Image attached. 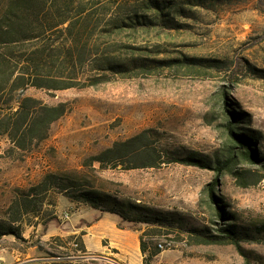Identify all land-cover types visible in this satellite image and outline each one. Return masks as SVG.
<instances>
[{
	"label": "rangeland",
	"instance_id": "1",
	"mask_svg": "<svg viewBox=\"0 0 264 264\" xmlns=\"http://www.w3.org/2000/svg\"><path fill=\"white\" fill-rule=\"evenodd\" d=\"M122 1L88 6H94L95 13L82 37L86 58L168 63L150 69L138 65L124 75L99 74L96 79L102 83L97 86L57 91L32 87L25 92L48 105L66 103L69 111L52 125L48 139L28 151H15L11 141L0 136V224L18 227L21 233L20 238L0 237V264L122 263L114 251L91 253L95 258L89 259L73 246L80 241L75 227L96 217L90 204L67 197L82 193L93 194L102 213L113 207L104 201L110 197L121 204L175 212L184 228L206 226L213 231L229 223L239 235V246L196 245L177 225L171 234L163 229L152 239L146 237L148 243L165 245L152 264H264V179L255 183L264 178L262 166L241 164L243 178L228 174L220 181L230 216L214 225L201 200L215 173L170 159L197 152L213 160L221 152L225 97L245 114L247 128L256 133V149L264 157V0H226L209 10L195 8L193 17L176 16L181 24L177 28L158 25L106 32ZM102 11L108 12L106 16ZM50 42L68 46L61 34L50 37ZM35 46L27 42L19 51ZM185 59L208 62L193 65ZM84 65L78 79L87 84L97 71ZM142 133L144 142L161 157L158 166L129 169L130 164L122 161L105 165L94 161L115 143ZM48 175L56 176L59 186L37 197L40 206L26 213L18 195ZM61 187L70 188L63 193ZM122 222L141 234L153 230L145 223Z\"/></svg>",
	"mask_w": 264,
	"mask_h": 264
},
{
	"label": "trees",
	"instance_id": "2",
	"mask_svg": "<svg viewBox=\"0 0 264 264\" xmlns=\"http://www.w3.org/2000/svg\"><path fill=\"white\" fill-rule=\"evenodd\" d=\"M104 0H0V136L7 137L15 151H28L33 146L48 139L52 125L64 117L69 109L66 103L57 105L45 104L42 100L25 95L34 87L46 90H64L75 87L97 86L102 83L97 76L107 72L124 75L136 66L153 68L156 64L168 61L131 60L124 63L113 56L99 55L86 58L87 44L82 42L84 31L95 11L90 4ZM226 0H125L116 5L114 14L108 24L111 30L106 32H121L130 30L150 29L155 26L181 27L176 22V16L193 17L195 8L211 9L216 3ZM108 12L102 11L106 16ZM99 24V23H98ZM98 26V25H97ZM105 32V31H104ZM61 34L66 37L68 46L50 42V37ZM33 41L36 46L20 52V45ZM130 49L135 50L133 46ZM193 65L203 64L200 59H185ZM211 62V61H210ZM96 70L94 77H88L90 83L78 79V71L86 64ZM215 62L214 64H217ZM224 142L222 150L212 160L197 152L186 156H172V162L208 169L215 173L212 183L204 189L207 212L212 217V223L219 225L227 222L229 214L225 210L219 188L220 181L228 174L241 179L244 176L238 166L251 164L262 166L264 157L256 149V133L247 128L245 114L237 112L235 106L224 98ZM146 133H142L125 142H117L113 147L94 158V161L105 165L108 163L130 164L129 169L153 168L161 163V157L144 142ZM132 165V166H131ZM264 178H258L255 183ZM59 186L58 178L48 175L38 186L21 192L18 201L24 206L26 213L36 211L40 206L37 197ZM70 187H61L67 193ZM73 201H84L93 209H100L101 203L90 193L72 197ZM113 207L106 210L119 215L126 223H145L153 227L150 232L140 236V248L144 264L161 254L158 244L148 243L146 237L153 238L166 229L171 234L176 225L187 232L196 245H227L239 246V235L234 226L224 223L225 227H183L180 216L175 212H164L132 204H121L107 197L104 200ZM15 206L12 207V210ZM102 211V210H101ZM18 221V220H17ZM12 235L21 237L18 227L0 224V237ZM80 244L85 251L83 242ZM151 245V246H150Z\"/></svg>",
	"mask_w": 264,
	"mask_h": 264
},
{
	"label": "crops",
	"instance_id": "3",
	"mask_svg": "<svg viewBox=\"0 0 264 264\" xmlns=\"http://www.w3.org/2000/svg\"><path fill=\"white\" fill-rule=\"evenodd\" d=\"M93 211L96 217L85 220L84 225L74 230L75 235H80L85 250L102 254L114 251V257L124 264H144L140 248L141 233L124 224L116 214Z\"/></svg>",
	"mask_w": 264,
	"mask_h": 264
},
{
	"label": "built area",
	"instance_id": "4",
	"mask_svg": "<svg viewBox=\"0 0 264 264\" xmlns=\"http://www.w3.org/2000/svg\"><path fill=\"white\" fill-rule=\"evenodd\" d=\"M64 218H65V219H69V215H68V214H65ZM73 246L75 247V249H76L79 253H82V255H83L85 258H89V259H93V258H95V256H93V254L87 252L86 250H85V251L82 250V248H81V244H80L79 241H75V242L73 243ZM158 246H159V248L162 249V250H164V248H165V245H163V244H158ZM112 262H113V261H112ZM114 264H122V263L114 262Z\"/></svg>",
	"mask_w": 264,
	"mask_h": 264
}]
</instances>
